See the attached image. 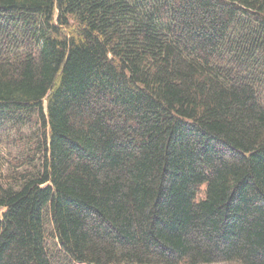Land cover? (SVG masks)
Masks as SVG:
<instances>
[{"label": "trees", "instance_id": "1", "mask_svg": "<svg viewBox=\"0 0 264 264\" xmlns=\"http://www.w3.org/2000/svg\"><path fill=\"white\" fill-rule=\"evenodd\" d=\"M1 147L0 264H264V0H0Z\"/></svg>", "mask_w": 264, "mask_h": 264}, {"label": "rangeland", "instance_id": "2", "mask_svg": "<svg viewBox=\"0 0 264 264\" xmlns=\"http://www.w3.org/2000/svg\"><path fill=\"white\" fill-rule=\"evenodd\" d=\"M2 153L6 154V149H5L4 147H1V148H0V155L4 157V155H3ZM9 157H10V156H6V160H8ZM10 159H11V158H10ZM10 159H9V160H10ZM202 189H203V188H202ZM215 264H226V263H215Z\"/></svg>", "mask_w": 264, "mask_h": 264}]
</instances>
